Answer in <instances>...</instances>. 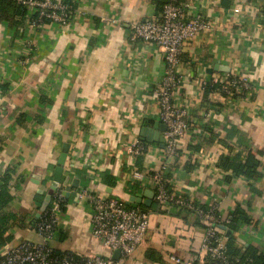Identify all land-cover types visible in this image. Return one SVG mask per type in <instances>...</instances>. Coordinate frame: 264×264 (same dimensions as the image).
I'll return each instance as SVG.
<instances>
[{
	"label": "crops",
	"instance_id": "obj_1",
	"mask_svg": "<svg viewBox=\"0 0 264 264\" xmlns=\"http://www.w3.org/2000/svg\"><path fill=\"white\" fill-rule=\"evenodd\" d=\"M76 1L86 14L67 31L0 24V178L15 171L4 209L15 219L0 241V257L24 241H42L35 225L65 143L66 202L51 243L56 250L113 259L92 233L89 207L77 199L88 188L124 202L141 197L138 208L148 213L144 242L118 264H172V255L202 260L207 227L197 225L195 215L185 219L179 209L160 208L154 196L145 204L153 191L148 176L165 168L174 192L198 206L215 208L223 218L243 208L256 223L230 228L232 237L244 251L264 254V0H186L212 28L182 49L176 99L188 111L191 130L177 158H167L155 140L162 133L155 127L153 92L165 74L164 54L132 31L134 23L159 17L160 0ZM228 75L248 77L254 92L241 100L216 95L210 99L217 105L207 110L199 81ZM136 138L148 144L139 159L124 151ZM224 144L233 154H257L256 181L226 179L217 166ZM134 172L146 178L136 181Z\"/></svg>",
	"mask_w": 264,
	"mask_h": 264
},
{
	"label": "built area",
	"instance_id": "obj_2",
	"mask_svg": "<svg viewBox=\"0 0 264 264\" xmlns=\"http://www.w3.org/2000/svg\"><path fill=\"white\" fill-rule=\"evenodd\" d=\"M27 11L28 26L42 29L45 26H58L61 30H69L75 17L85 16L86 10L76 0H17ZM212 28L211 21L194 3L186 0H170L164 4L159 17L132 25L134 37L146 43L155 44L164 54L165 74L153 97L158 104L159 122L165 124L163 132L165 140L163 153L167 158H177L180 154V143L191 130L188 122V111L177 101L176 92L181 89L182 76L180 67L182 49L195 35ZM214 79L199 81V89L203 94L208 82ZM220 88L210 94L222 96L224 99L241 100L243 94H252L255 85L248 77L228 75L218 79ZM237 95V96H236ZM219 157L229 148L219 147ZM148 150V144L136 138L124 151L127 155L138 158ZM165 169V168H164ZM151 173L148 177L152 184L154 199L158 207L188 209L196 212L207 224L206 235L201 252L203 259L184 260L178 256H170L172 264H248L228 255L225 232H219V225H228L230 216L223 218L215 208L203 209L193 201L177 195L170 188V181L165 170ZM133 178L142 181L146 176L142 172H134ZM77 199L91 214L93 235L113 252H121V260L131 257L144 242L149 228L148 213L139 208L128 207L118 198L104 196L88 188L77 193ZM66 202V192L60 185L54 194L47 210L35 225L36 232L42 238L40 243L24 241L6 250L0 257V264H118L111 258L100 255L82 256L70 252L58 251L52 246L62 207ZM201 260V261H200Z\"/></svg>",
	"mask_w": 264,
	"mask_h": 264
},
{
	"label": "trees",
	"instance_id": "obj_3",
	"mask_svg": "<svg viewBox=\"0 0 264 264\" xmlns=\"http://www.w3.org/2000/svg\"><path fill=\"white\" fill-rule=\"evenodd\" d=\"M158 6L163 8L164 4L158 3ZM27 22V11L24 7L18 4L17 0H0V24L8 23L10 27L20 28L25 27L28 24ZM218 88H220V82L218 80L209 81L205 87L202 94V106L207 110H210L217 105L210 99V94L215 92ZM243 97H246V93L243 94ZM229 149L230 153L221 155L217 162V166L227 173L228 176L226 179L230 180L233 177H244L248 181H256L259 176L258 171L260 166V160L258 159L257 154L253 150L233 154L232 148ZM140 157H138V159ZM14 174L15 171L13 168H9L0 178V241L2 242H4V236L9 229L12 220L15 219L14 215L4 211L12 200L11 181L14 178ZM166 176L169 178L170 175L168 174ZM110 181L111 180H108L107 178L105 179V182L111 185ZM170 188H172L171 184ZM49 193L53 195L54 191L50 190ZM46 195H44L43 198L46 197ZM179 215L183 216L185 219H187L188 215H195L197 225L207 227L206 222L194 211L182 208L179 209ZM230 220L231 222L226 226L231 228L234 232H237L241 225H252L256 223V221L249 217L246 211L240 206H238L230 215ZM204 224H206V226ZM218 231L223 233L220 229ZM227 248L228 255L232 260L238 258L242 263L264 264V254H260L253 248H248L244 251L242 248L238 247L235 237L228 238ZM206 264H210V262Z\"/></svg>",
	"mask_w": 264,
	"mask_h": 264
},
{
	"label": "water",
	"instance_id": "obj_4",
	"mask_svg": "<svg viewBox=\"0 0 264 264\" xmlns=\"http://www.w3.org/2000/svg\"><path fill=\"white\" fill-rule=\"evenodd\" d=\"M161 3L163 4H167L170 2V0H160ZM216 68V67H215ZM155 127L159 130V132L162 133L161 136H159V138H156V141H159L161 144V147L164 148V137H163V132H165L166 130V126L163 123H160L159 121L156 123ZM70 151V143H65L62 146V150H61V154L59 156L58 162L56 164L54 173H53V182H52V186H51V191H56L58 189V187L64 183L65 179H66V175L64 173L65 171V164H66V160L68 158V154ZM154 196V192L153 191H149V194H147V201H146V205H150L151 200ZM52 200V194H48L41 206L40 209V213L38 214V217H40L49 207V204ZM127 206H130L132 208H138L139 204L142 203V199L141 197H132L130 198L128 201L125 202ZM218 228L222 231L225 232L226 236L228 238H231L233 235V231L228 228L225 225H219ZM121 257V252L119 250H116L114 252L113 255V259L114 260H118Z\"/></svg>",
	"mask_w": 264,
	"mask_h": 264
}]
</instances>
